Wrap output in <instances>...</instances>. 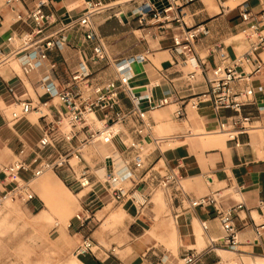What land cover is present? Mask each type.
<instances>
[{"label": "built area", "instance_id": "built-area-1", "mask_svg": "<svg viewBox=\"0 0 264 264\" xmlns=\"http://www.w3.org/2000/svg\"><path fill=\"white\" fill-rule=\"evenodd\" d=\"M31 0H2L0 3V27L5 23V12L12 14V26L20 24L26 28L12 32L0 46V67L14 60H21L22 73L32 77L39 72H45L39 78L42 93L37 100L16 98L14 88L6 86V93L12 101L7 102L0 95V115L7 114L9 123L16 125L35 113L39 118L49 116L48 110L54 101L57 102L58 118L48 122L37 146L31 152L22 148L19 157L12 163L0 161V210L6 202L20 200L26 205L36 200L31 190V181L47 172L57 173L65 170L70 177L68 186L78 193L93 194L100 198V193L107 194L121 206L131 201L137 207L139 204L132 198V190L145 185L151 192L155 189H169L175 185L181 186L183 176L167 163L161 166L153 164L147 167L142 154L141 142L151 138L160 149L162 144L173 142V137L154 136V123L148 118L147 110L142 108L145 103L149 111L154 112L171 105H177L175 117L182 119L187 114V108L199 110L209 106L218 116V132L227 137L235 148L241 147L240 138L255 129V119L250 107H256L259 114L263 107L257 104L259 96L264 97V86L260 89L252 85L255 78L264 75V9L255 12L245 2L238 7L239 17L245 24V39L247 48L242 54L230 59L224 47L217 49L222 62L209 67L197 52L200 36L205 32L203 25L189 27L183 13L185 0H147L134 10L135 21L144 30H153L157 39L168 30L177 29L171 36L172 50L182 57L177 66L188 67L190 71L184 76L189 88L177 90L172 96L156 99L150 92L138 94L131 87V64L135 61L145 62L146 56L122 62H114L108 54L103 38L97 32L94 18L114 8L113 4L104 0H85L87 10L77 19L64 22L54 13L45 11V3L30 8ZM194 0H186L191 3ZM225 9L227 2L237 0H217ZM118 17V16H117ZM77 31L84 40L91 42V55L82 61L77 69L70 71L69 78L64 81L57 74L58 64L50 59V54L70 45V32ZM151 51L148 50L147 54ZM227 60H231L225 64ZM116 65L115 79L107 82H97L94 79L92 65L101 63ZM245 67L250 68L245 71ZM201 76L205 90L196 92L192 82ZM166 78L168 76L166 75ZM160 84L156 83L155 87ZM123 97L129 100L130 107H123ZM264 110V109H263ZM230 112V115H224ZM264 117V115H262ZM99 120L102 125L97 127ZM119 140L131 160L125 162L126 174L117 172L115 159L107 155L91 166L86 153L97 145H113ZM105 169V177L100 179L97 171ZM29 174L24 179L22 174ZM16 177L22 179L19 183ZM132 184L127 188L124 183ZM220 192L198 198L191 203L192 208L216 207ZM102 200V199H101ZM98 203L102 204V201ZM81 210L73 217L79 223V230H84L95 218V203L81 202ZM262 222L256 226V233L262 236L264 232V199L259 204ZM249 208L244 202L218 209V218L224 230L221 242L211 249L225 247L231 252H237L240 245L239 228L236 225L240 213ZM68 227H71V223ZM207 230L208 226L204 225ZM90 236H87L76 250L77 255L95 254L97 248ZM113 254L116 248L112 249ZM210 252V251H208ZM206 252L191 251L182 257L184 264H202ZM211 264H247L242 260L229 262L221 256Z\"/></svg>", "mask_w": 264, "mask_h": 264}, {"label": "crops", "instance_id": "crops-1", "mask_svg": "<svg viewBox=\"0 0 264 264\" xmlns=\"http://www.w3.org/2000/svg\"><path fill=\"white\" fill-rule=\"evenodd\" d=\"M104 1L113 4L114 8L97 15L94 18V23L111 59L118 63L138 56L147 57L145 62L135 61L131 64L129 72L132 78L131 87L138 94L144 95L150 92L156 99L172 96L176 89L189 88V83L184 80V76L190 69L187 66L182 68L177 66V62H182V57L171 49V36L178 30H168L155 39L153 34H157L156 30L149 33L150 30L140 28L133 15L134 10L147 0ZM235 2L239 4L231 9L223 8L217 0H194L191 3H187L185 0L183 2V13L188 26L203 25L205 27V32L200 36L197 44V52L211 68L222 62L217 51L219 47L225 48L230 59L242 54L247 48L246 39L239 38L245 32L246 26L239 17L238 7L248 2L247 6L255 12L264 9V0H237ZM40 3L46 4L44 8L46 12L54 13L64 22H68L71 18H79L85 10V0H31L29 6L32 8ZM227 3L226 6L230 5L229 2ZM214 5L218 7L217 11L214 9ZM4 17L5 23L0 27V46L12 32H21L26 28L20 24L12 26L10 12H5ZM69 38L71 46L55 50L50 54V59L58 64L57 74L64 81L69 78L70 71L77 69L82 61H86L81 50H85L88 57L91 55L92 43L84 40L79 32H70ZM148 50L151 51L150 54H147ZM14 61L20 65L22 72L21 60ZM230 61L227 60L225 64ZM12 64L0 67L1 97L7 102L12 101V98L6 93L5 88L8 85L14 88L16 98L34 99L31 95L34 93L37 100L39 94L42 93L39 92L41 86L37 75H34V79L25 77L23 73L20 76L15 72ZM91 68L97 82H107L117 77L116 65H107L106 62H103L99 65L91 64ZM244 70L249 71L250 68L245 67ZM156 83H159L160 86L155 87ZM192 85L196 92L205 90L201 76H198ZM252 85L257 89L264 86V75L255 78ZM53 104L55 106L49 108L48 117L39 118L33 113L16 125L9 123L7 114L0 115L1 162L12 163L19 157L22 148L29 152L35 149L43 135L45 125L58 118L57 110L60 107L56 101ZM257 104L264 109V97L259 96ZM122 105L124 108H128L131 104L128 99L123 97ZM172 106L177 109V105H171L151 112L145 103L142 105V108L147 110L148 118L154 123V128L157 125L171 128L173 142L180 143L175 148L164 151L155 149L145 157L147 167H151L153 164L161 166V162L167 163L183 176L181 186L175 185L165 190L167 194H170L169 214L166 212L163 217H157L159 208L151 206L150 198L158 188L152 192L145 185L133 189L132 198L139 204L135 207L129 201L124 207L122 206L125 218L131 219L128 238L124 237V242L119 238L108 241V236L105 239L100 236L102 242L112 243L110 248L98 241L99 236L95 237V233L92 234L90 227L94 222L80 231L79 223L72 217L71 227H68L67 231L79 241L78 246L87 236H90L96 247L99 248H96L95 254H76L78 264H145L148 259L149 264H154L156 261L163 262L167 260L168 252L160 247L157 249L158 238H165L168 243H172V240H168L164 234L167 231L166 227L172 225L175 231V246L173 245V247L177 245L181 257L191 251L202 253L210 251L205 255L202 264H211L218 259V256L222 257L224 253L221 252L237 254L238 260L244 262L245 258H264V232L262 236H258L256 233V226L263 220L259 204L264 199V117L262 116L264 110L262 109L259 114L256 107L248 109L254 116L256 127L250 134L240 138V148H235L234 144L229 143L227 139L222 147L207 148L203 139L198 138L201 135H194L190 130L219 133V118L212 108L204 106L195 111L187 108L186 116L177 119L175 117L176 109L172 113ZM224 115H230V112H226ZM154 136H156L155 133ZM113 146L118 152L117 163L120 162L121 165H124L126 161L131 160L126 153H123V145L120 148L114 143ZM109 151H112V148H109ZM55 174L65 185H68L70 177L67 171L60 170ZM211 192H220L224 195L216 207L205 209L191 207L194 200ZM77 194L84 196L83 192ZM99 197L90 194L86 195L82 201L95 203L96 210L111 199L103 192ZM139 197L142 201L138 199ZM99 199H102V204L98 203ZM82 201L80 200V203ZM157 201V205L166 204L161 197ZM241 201L247 205L249 210L240 213L241 219L236 221L240 242L237 252H231L225 247L211 249L213 245L221 242L224 236V230L218 218V209L235 205ZM32 204L34 202L27 205L29 209L36 208V205L32 207ZM75 222L78 227L74 229ZM204 225L208 226L207 230ZM122 226L124 223L112 226L110 233H116ZM101 227H103V223ZM116 243L120 245L115 247ZM114 248L116 251L119 249L120 254H113L111 250ZM147 256H149L148 259Z\"/></svg>", "mask_w": 264, "mask_h": 264}, {"label": "rangeland", "instance_id": "rangeland-1", "mask_svg": "<svg viewBox=\"0 0 264 264\" xmlns=\"http://www.w3.org/2000/svg\"><path fill=\"white\" fill-rule=\"evenodd\" d=\"M238 4V2H233L230 4V6L234 8ZM214 6L217 7L216 5ZM239 38H245V34L242 33ZM15 62L17 61H12L8 65H11ZM15 70L17 74L22 76L20 65L19 67L15 68ZM45 74L46 73L43 71L35 75L40 78ZM32 77L34 79V76ZM39 92L42 91L39 89ZM31 95L36 100L35 94L32 93ZM175 109V106L171 107L172 113ZM189 110L195 111L192 108H189ZM96 126L99 127L97 122ZM171 130L172 129L169 127H159L157 125V127H155V135L157 137L171 136L173 134ZM190 132L194 135L200 134L201 136H199L198 138L201 137L202 139L204 136H206L207 133H209H203L200 131L193 132L191 130ZM212 134H215L216 137H221L223 141H226L227 139V137L221 133L213 132ZM218 134H220L221 136H219ZM115 143L118 147H122L120 141L116 140ZM177 145L178 143L176 142H171L169 144L167 143L161 146V150L164 151L169 148H175ZM103 147L104 145H97L87 150L86 157L91 166H94L98 161L102 160L100 151ZM141 147L143 151L139 157L142 158V160H145V157L156 149V145L153 143V140L151 138H146V140L141 143ZM161 165H163L162 162ZM46 174L53 176L55 175L54 172H47ZM22 177L28 178L29 174L23 173ZM16 180L21 183V180ZM124 185L127 188H130L132 186V184L128 181H126ZM65 186L67 189L62 188L63 190H65V193H63V197L65 199H69V209L65 212H62L61 207L56 204L55 201L50 197L46 196L42 190L35 186V184H31V190L37 197L34 201V204H32V207L33 205H36L35 209H29V207L20 200L14 202L10 201L11 203L7 204L5 203L4 208L0 210V264H78L76 250L78 248L79 241L75 239L74 236L67 231V229L70 219L74 217L79 210H81V194L78 195V192L73 191L67 184ZM68 191H70L71 194H69ZM169 195L170 194H167L165 190L158 189L150 198L151 206L159 208L157 211L158 215H156L157 217H163V214H165L166 212H168L169 214ZM160 197L166 203H163V206L157 205V199ZM48 202L49 211L53 217L52 222L45 220L43 221V223H41V225L33 226L36 218L41 215L43 210L46 208L45 205H47ZM105 207L106 210H108V213H111L113 211L122 212L123 208L114 200L109 199L104 206H101L98 209L96 208L94 212L96 216L93 220V225L90 227V229L92 230V234L95 233V237L99 236L98 241L106 247L110 248L112 243L107 241L102 242V238L100 236H103L104 239L108 236V241L112 239L117 240L118 238L123 240L124 237L128 238L131 219L129 217L125 218L124 216L121 223H124V226H122V228H119L116 233H110V229L115 225H109L107 223L106 226L101 227L102 223H106V220H104V222H101L100 216L98 214V212ZM170 219H172L171 216ZM55 222H59L61 226H65L66 228L57 227L55 225ZM77 227V222H75L74 229ZM166 228L169 231L173 230L172 226ZM60 229L63 230V236ZM158 241L159 243L157 245V249H159V247L165 249L168 252V255L167 260L163 262L156 261L154 264H184V262H182V257L179 255L177 245L176 247H173V245L175 246V241L174 243H168L167 240L162 237H159ZM119 245V243H116L115 247ZM116 253L120 254L119 249H117ZM148 258L149 256H147V259ZM222 258L229 262L238 261V255L233 253H224L222 254ZM244 260L247 264H251L250 262L252 258H245ZM148 261L149 259L145 264H149Z\"/></svg>", "mask_w": 264, "mask_h": 264}, {"label": "bare ground", "instance_id": "bare-ground-1", "mask_svg": "<svg viewBox=\"0 0 264 264\" xmlns=\"http://www.w3.org/2000/svg\"><path fill=\"white\" fill-rule=\"evenodd\" d=\"M229 3L231 4L233 2L230 1ZM226 4H228V3H226ZM226 4H225V6H226ZM84 5H85V10H84V12L82 14H84L86 12V10H87V7H86V4L85 3H84ZM227 6H229L230 8H232L230 5H227ZM214 9L216 11L218 10L217 7H214ZM12 67L15 69V68L19 67V64H17L15 62V63L12 64ZM97 124L99 126L102 125V123L99 120H97ZM161 129H163V128H161ZM214 135L215 134L209 133L208 135L206 134V136L203 137V142H204L205 146L207 148L222 147V146H224L223 139L221 137H216V135L215 136ZM218 135L221 136L220 134H218ZM179 144L180 143H178V145ZM109 148H112V151H109ZM100 155H101L102 158H105L107 155L113 156L114 159H115L116 171L126 174L125 164L124 165H121L120 162L117 163V155H118V152L116 151V149L114 148L113 145H106V146H104L102 148V150L100 151ZM97 176L100 179H103L105 177V169L104 168L98 169ZM15 179L21 180V182H22V179L19 178V177H16ZM31 184H35V186L37 188H39L40 190H42L43 193L46 196H48L52 200H54L55 203L58 204L61 207L62 212H65L66 210L69 209V199H65L63 197V193H65V190H63L62 188L65 189L66 186H65L64 182L56 174L53 176V175H49V174H46L45 173L43 176H41L39 178H36V179H33L31 181ZM68 192H69V194H71L70 191H68ZM138 199L140 201H142L141 197H139ZM7 203H11V202L8 201V202H6V204ZM48 206H49V202H48L47 205H45L46 208L43 210V212L41 213V215L36 218L35 223L33 224V226L41 225V223H43V221H45V220H48V221L52 222L53 217H52V215H51V213L49 211V207ZM98 214L100 216V220L101 221L104 222V220H106V223H103V226H106L107 223L109 225H119V224L122 223L123 217L125 215V213L123 211L122 212H117V211L114 212L113 211L111 213H108V210H106V207L103 208L102 210H100L98 212ZM69 224H70V221H69ZM69 224H68V226H69ZM55 225L57 227H64V228H66L65 226H61L59 222H55ZM172 228H174V226ZM60 231H61L62 236H63V230L60 229ZM174 232H175L174 230H172V231L167 230V231L164 232L166 238H168L169 240L171 239L172 240V243H174V241H175V233ZM221 253H226V252H221ZM182 262H183V260H182ZM250 263L251 264H264V258L252 259Z\"/></svg>", "mask_w": 264, "mask_h": 264}]
</instances>
